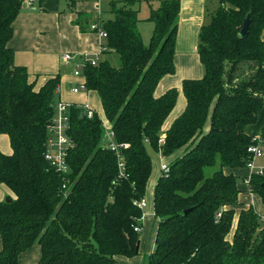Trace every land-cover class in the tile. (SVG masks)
I'll return each mask as SVG.
<instances>
[{"label":"trees","instance_id":"trees-1","mask_svg":"<svg viewBox=\"0 0 264 264\" xmlns=\"http://www.w3.org/2000/svg\"><path fill=\"white\" fill-rule=\"evenodd\" d=\"M110 0L98 62L81 70L86 89L99 96L124 158L119 176L116 153L101 144L104 123L96 110L70 103L72 145L69 171L46 161L48 125L55 114L60 73L38 88L27 68L13 60L8 45L22 0H0V133L11 152L0 151V184L14 197L0 200V264H17L18 255L38 244L40 264H119L117 256L138 254L142 210L152 172L147 146L169 156L168 172L153 187L157 220L148 264H264V218L252 205L240 209L232 238L239 183L264 202V167L247 178L225 169L245 168V132L264 107V0H212L198 32L197 53L204 72L182 80L183 111L163 129L178 89L154 96L159 80L175 71L174 52L180 0H158L141 18L138 2ZM248 31L240 35L246 16ZM79 20V18L77 19ZM153 23L145 44L139 22ZM96 31V30H94ZM117 56L115 66L107 54ZM164 134V140L159 142ZM257 136V137H256ZM256 137V138H255ZM264 148V127L259 134ZM212 170L207 174L206 169Z\"/></svg>","mask_w":264,"mask_h":264},{"label":"crops","instance_id":"crops-1","mask_svg":"<svg viewBox=\"0 0 264 264\" xmlns=\"http://www.w3.org/2000/svg\"><path fill=\"white\" fill-rule=\"evenodd\" d=\"M209 1L180 0L173 56L175 71L172 74L164 75L154 90V96L158 97L169 88L175 87L178 89L175 106L166 118L163 129H166L185 107V97L180 90L182 80L200 78L203 75L204 68L199 60L197 44L199 29L206 21L205 9L208 7ZM23 3H26V6H22L14 18L12 22L13 34L8 41V45L14 50V62L27 68L28 79L36 82V88L43 84L48 76L59 72L61 78L57 91V101L83 106L87 104L89 108L96 111V108L100 105L103 115L100 99L99 103L96 99V91L88 89L78 92L72 91L74 86L84 82L83 76H76L73 71L77 64L81 62L84 54L89 58L100 53V45L105 42V38L101 37L97 31L92 30L90 26L97 23L96 20L111 16L108 11L110 0H32L29 3L22 0ZM143 3L147 4V6H144L147 12L141 18L147 17L150 6L157 5L159 1L149 0ZM141 6L142 4L137 5V9L141 10ZM78 18L79 20H77ZM143 23L144 21L139 22L138 28L143 42H148L147 39H149L153 23L147 21L148 24L151 23V26L150 28L145 26V29ZM146 27L149 28V31ZM142 30H145L144 33ZM262 36L264 38V30ZM65 52L75 54L74 59L69 63H64L60 59V54ZM107 56L111 59L115 58L114 54L108 53ZM105 124L110 126L107 121H105ZM263 127L264 107L260 110L256 121L245 127V132L254 136L259 135ZM0 151L6 154L11 152L9 138L4 133H0ZM176 153L167 157L174 159L178 155ZM256 160L255 167L257 169L264 167V163H257ZM225 171H232L240 177H246L250 173L247 167L232 170L225 169ZM160 172L158 166V173L152 181V189L150 188V194L148 193L146 198L147 207L143 210V216L140 220L139 241L137 243L138 254L133 257L117 256L119 264H148L147 254L154 245L157 223L153 212V187ZM238 186L240 188L238 194L239 205L234 206L235 217L232 230L227 235L228 239L232 238L237 215L241 208L252 205L255 211L264 218V202L261 198L256 193L249 191L246 183H239ZM5 197L13 198L14 194L5 184H0V200H4ZM1 249L0 236V251ZM40 255V246L33 244L19 253L17 264H40Z\"/></svg>","mask_w":264,"mask_h":264},{"label":"built area","instance_id":"built-area-1","mask_svg":"<svg viewBox=\"0 0 264 264\" xmlns=\"http://www.w3.org/2000/svg\"><path fill=\"white\" fill-rule=\"evenodd\" d=\"M26 2L29 3L32 2V0H26ZM90 28L92 30H96L101 37H106L105 30L101 29L97 23L91 24ZM74 56L75 54L65 52L60 54V59L64 63H69L71 60L74 59ZM98 56L99 54L88 58L87 55L84 54L83 58H81V62L77 64L76 68L73 71L74 75L81 76L82 68L80 67H83L86 62L96 64L98 62ZM85 89L86 87L84 82H81L74 86L72 88V91L78 92L80 90ZM69 106V103L58 100L55 104V114L47 127L49 135L47 138V145L44 157L51 168L61 173H66L69 171V167L66 161L67 150L72 145V140L67 132L69 128ZM84 109L86 110L87 116L91 117L92 111L87 106V104L84 105ZM163 140L164 135H161L159 138V142H162ZM102 145L106 146V148H109L116 153L119 176H124V158L120 153V147L126 148L128 144H116L113 139V132L110 129V126L106 125V130L103 134ZM247 151L250 153V159L247 162V168L250 170V173L254 170L261 171V168L257 169L255 167V160L263 155V149L259 140V136L256 138V142L249 144V146L247 147ZM159 168L161 172L166 173L169 170V165L167 162L161 161L159 164ZM249 175L246 179H248ZM244 182L247 184V180H245ZM133 203L143 211L147 202L145 197H141L140 199L134 200ZM134 230L140 231V225H135Z\"/></svg>","mask_w":264,"mask_h":264},{"label":"rangeland","instance_id":"rangeland-1","mask_svg":"<svg viewBox=\"0 0 264 264\" xmlns=\"http://www.w3.org/2000/svg\"><path fill=\"white\" fill-rule=\"evenodd\" d=\"M142 4V6H141V10H139L138 12H139V16L141 17L145 12H147V10H146V8L144 7L145 5L147 6V4L146 3H141V1L140 2H138L136 5H138V6H140ZM213 4V2H212V0H210L209 1V4H208V6H211ZM144 21V29H145V26H148L149 28H150V26H151V23L150 24H148L147 23V21L146 20H143ZM145 24H148V25H145ZM148 27H146V28H148ZM149 28H148V31H149ZM143 31V33H144V31L145 30H142ZM145 39V38H144ZM148 40V39H147ZM147 42H145V44H146ZM117 58V62H115V59H114V57L112 58V62L113 63H115L114 65L115 66H117L118 64H119V58H118V56L116 57ZM80 68H82V67H80ZM70 73H71V70H70ZM96 99L98 100V103H99V98H98V96H97V94H96ZM70 104V103H69ZM91 109V108H90ZM97 109V112H98V114H99V116L102 118V112H101V110H100V105H99V107L98 108H96ZM84 111L86 112V110L84 109ZM91 111L93 112V109H91ZM102 121H103V123H104V125H103V127H104V130H106V124H105V119L104 118H102ZM104 133H105V131H104ZM162 135H164V134H162ZM257 136H259V135H257ZM102 139H103V137H102ZM102 141V140H101ZM101 144H102V142H101ZM46 145H47V141H46ZM147 151L149 152V154H150V156H151V160H152V172H151V175H150V177H151V179H149V181H148V183H147V187H146V193H145V199L147 198V195H148V193L150 194V191H151V189H152V186H153V184H152V181H153V179H154V177L157 175V173H158V166H159V164H160V162L161 161H163V162H169V160H172V157H167V156H163V155H161V154H159V153H156V152H154L150 147H148L147 146ZM181 151V150H180ZM180 151H178V153H176V154H180L181 152ZM180 152V153H179ZM263 152H264V148H263ZM170 156V155H169ZM264 156V155H263ZM260 157V158H258L256 161H257V163H264V157ZM212 169L211 168H207L206 169V173L208 174L210 171H211ZM151 188V189H150ZM146 205H147V203H146ZM145 205V207H144V209H146V206Z\"/></svg>","mask_w":264,"mask_h":264},{"label":"water","instance_id":"water-1","mask_svg":"<svg viewBox=\"0 0 264 264\" xmlns=\"http://www.w3.org/2000/svg\"><path fill=\"white\" fill-rule=\"evenodd\" d=\"M22 6H26V3H23ZM248 27H249V17L247 15L245 20L243 21V25H242V28L240 30V35L246 34V32L248 31ZM4 200L5 201H10V198L9 197H5ZM137 248H138V245H137Z\"/></svg>","mask_w":264,"mask_h":264}]
</instances>
